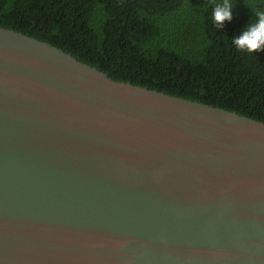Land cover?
<instances>
[{"label": "water", "instance_id": "95a60500", "mask_svg": "<svg viewBox=\"0 0 264 264\" xmlns=\"http://www.w3.org/2000/svg\"><path fill=\"white\" fill-rule=\"evenodd\" d=\"M0 264H264V122L0 26Z\"/></svg>", "mask_w": 264, "mask_h": 264}, {"label": "trees", "instance_id": "16d2710c", "mask_svg": "<svg viewBox=\"0 0 264 264\" xmlns=\"http://www.w3.org/2000/svg\"><path fill=\"white\" fill-rule=\"evenodd\" d=\"M0 0V26L48 42L115 80L264 122V49L237 50L264 0Z\"/></svg>", "mask_w": 264, "mask_h": 264}, {"label": "clouds", "instance_id": "9594fccd", "mask_svg": "<svg viewBox=\"0 0 264 264\" xmlns=\"http://www.w3.org/2000/svg\"><path fill=\"white\" fill-rule=\"evenodd\" d=\"M233 7L230 0L215 4L212 18L218 28L223 27L225 21H231ZM255 15V22L248 23L239 36L232 38L237 50L255 53L264 49V11H257Z\"/></svg>", "mask_w": 264, "mask_h": 264}]
</instances>
